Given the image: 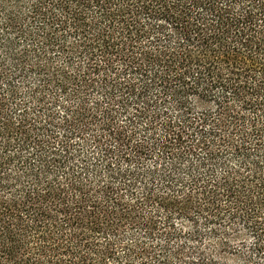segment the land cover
Listing matches in <instances>:
<instances>
[{
    "label": "trees",
    "instance_id": "16d2710c",
    "mask_svg": "<svg viewBox=\"0 0 264 264\" xmlns=\"http://www.w3.org/2000/svg\"><path fill=\"white\" fill-rule=\"evenodd\" d=\"M0 264H264V0H0Z\"/></svg>",
    "mask_w": 264,
    "mask_h": 264
}]
</instances>
